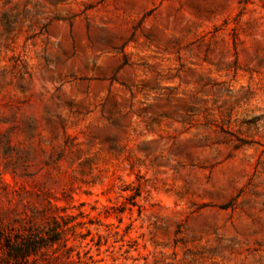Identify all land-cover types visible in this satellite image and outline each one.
<instances>
[{"label": "rangeland", "instance_id": "rangeland-1", "mask_svg": "<svg viewBox=\"0 0 264 264\" xmlns=\"http://www.w3.org/2000/svg\"><path fill=\"white\" fill-rule=\"evenodd\" d=\"M52 217L73 264H264V0H0V264Z\"/></svg>", "mask_w": 264, "mask_h": 264}, {"label": "trees", "instance_id": "trees-1", "mask_svg": "<svg viewBox=\"0 0 264 264\" xmlns=\"http://www.w3.org/2000/svg\"><path fill=\"white\" fill-rule=\"evenodd\" d=\"M63 217H52L46 225L41 229H35L33 226L21 231L12 239H6L3 245L5 250V260L7 264H73L76 263L72 259L73 246H68L66 237L68 232L73 231L82 223H71V220ZM83 238V237H82ZM74 240V239H73ZM61 251V257L64 261L61 262L56 254ZM47 253H52L54 259L49 263L45 257ZM79 260V252L75 253ZM59 260V261H58ZM80 262V261H79ZM78 262V263H79Z\"/></svg>", "mask_w": 264, "mask_h": 264}]
</instances>
